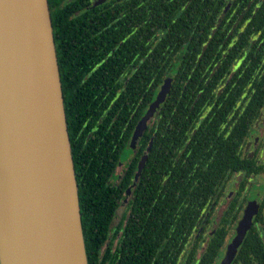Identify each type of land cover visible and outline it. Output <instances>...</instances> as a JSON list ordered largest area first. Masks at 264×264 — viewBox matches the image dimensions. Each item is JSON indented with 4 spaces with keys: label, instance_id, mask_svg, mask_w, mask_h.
Wrapping results in <instances>:
<instances>
[{
    "label": "trees",
    "instance_id": "obj_1",
    "mask_svg": "<svg viewBox=\"0 0 264 264\" xmlns=\"http://www.w3.org/2000/svg\"><path fill=\"white\" fill-rule=\"evenodd\" d=\"M86 2L49 0L89 264H215L242 218L239 180L230 191L237 175L252 174L243 150L264 110V0H104L94 8L100 44L90 51L120 55V91L100 92V116L91 114L83 132L80 97L70 90L82 75L71 70L65 28ZM140 53V72L125 66ZM169 76L170 94L132 149L134 129ZM124 150L130 158L118 174ZM232 264H264L263 220Z\"/></svg>",
    "mask_w": 264,
    "mask_h": 264
},
{
    "label": "water",
    "instance_id": "obj_2",
    "mask_svg": "<svg viewBox=\"0 0 264 264\" xmlns=\"http://www.w3.org/2000/svg\"><path fill=\"white\" fill-rule=\"evenodd\" d=\"M172 87L169 76L132 149ZM258 209L248 203L222 264L236 259ZM0 264H89L49 0H0Z\"/></svg>",
    "mask_w": 264,
    "mask_h": 264
},
{
    "label": "flooded vegetation",
    "instance_id": "obj_3",
    "mask_svg": "<svg viewBox=\"0 0 264 264\" xmlns=\"http://www.w3.org/2000/svg\"><path fill=\"white\" fill-rule=\"evenodd\" d=\"M98 6H100V0H89L85 4H76L75 10L67 16L68 22L65 28L69 39L68 48L71 51L69 52L71 70L75 69L82 75L80 80L76 81L72 79L70 81V90L72 96L80 97L81 108L79 110L81 113L83 111V132L85 130L91 131L92 124L88 123L91 114L100 116V92H106L109 97L111 93L117 96L120 91L121 62L118 57L120 55L118 53L114 54V51L103 55H100L96 51H90L93 47L94 49H98L100 32L103 29L100 26V11L97 14L94 12V8ZM79 17H81V20L77 19ZM263 32L264 28H262L260 34H263ZM261 46L263 50L260 62V75L264 80V41H262ZM84 50L85 53H83ZM140 59H142L141 53L138 55L134 54L131 61H128L125 66H131L134 70L140 72V68L142 67ZM145 68L149 69V65H146ZM100 71L102 73L101 78ZM260 86L264 89V81ZM73 91H76L77 95ZM72 105L73 101H71ZM107 114L109 115L110 113L107 112ZM111 114H114L113 121H117L119 114L117 112ZM148 130L149 127L146 131ZM88 135L90 137L91 133ZM243 153L249 159L248 165L251 168L252 174L237 175L234 179V190L229 191H233L235 195L240 187L238 185L239 180L242 195L246 199L242 216L248 203L256 201L259 203L258 213L253 219V225H255V221H264V110L259 120L252 127Z\"/></svg>",
    "mask_w": 264,
    "mask_h": 264
},
{
    "label": "rangeland",
    "instance_id": "obj_4",
    "mask_svg": "<svg viewBox=\"0 0 264 264\" xmlns=\"http://www.w3.org/2000/svg\"><path fill=\"white\" fill-rule=\"evenodd\" d=\"M129 158H130L129 150H124L122 153V156H121L122 166L118 167V169H117L118 174L123 172V170L125 169V165H127L128 161H129ZM127 205H128V202H126V203L124 202V204H122V206L119 208L117 218L114 222L115 225L119 224V222L123 219L124 215L127 212ZM225 205H226V203H223L219 207V209L216 213L217 216H219L221 214L222 209H224ZM225 252H226V249L222 252L220 257L216 260L215 264H222V261H223L224 256H225Z\"/></svg>",
    "mask_w": 264,
    "mask_h": 264
}]
</instances>
